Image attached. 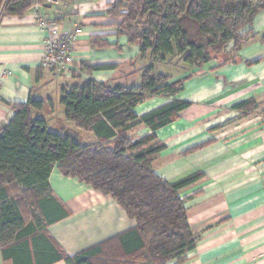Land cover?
I'll return each instance as SVG.
<instances>
[{
	"label": "trees",
	"instance_id": "obj_1",
	"mask_svg": "<svg viewBox=\"0 0 264 264\" xmlns=\"http://www.w3.org/2000/svg\"><path fill=\"white\" fill-rule=\"evenodd\" d=\"M31 0H0V16H22ZM264 0H125L106 12L119 19L116 35L138 47L147 61L138 86H110L92 79L65 85L59 106L63 123L51 127V99L32 93L25 103H7L13 115L0 126V250L12 264H183L197 238L179 192L201 173L168 183L151 168L165 149L155 133L179 119L191 103L177 99L188 74L174 80L159 64L201 69L213 60L233 62L251 35ZM91 39V47L107 48ZM94 67L92 70H103ZM156 97L171 101L138 116L135 109ZM252 102L235 106L248 114ZM150 133L133 139L138 126ZM78 131L90 140L78 142ZM200 145L184 154L195 152ZM112 198L135 221L132 230L69 256L51 243L47 228L69 216L49 189L53 168Z\"/></svg>",
	"mask_w": 264,
	"mask_h": 264
},
{
	"label": "crops",
	"instance_id": "obj_2",
	"mask_svg": "<svg viewBox=\"0 0 264 264\" xmlns=\"http://www.w3.org/2000/svg\"><path fill=\"white\" fill-rule=\"evenodd\" d=\"M115 1L57 0L56 5L42 6L38 13L31 9L22 16H0V126L13 115L7 103H25L30 93L55 104V114L49 116L52 127L63 122L59 99L65 85L89 79L110 86L140 84L142 69L148 62L138 59L137 46L116 35L120 20L106 15ZM41 20L53 27L42 29ZM75 28L82 29L74 45L80 73L68 77L42 69L49 31L61 34ZM250 29V37L233 62L218 59L191 70L159 64L176 69L174 73L159 71L156 66L173 81L188 74L176 98L191 106L179 113L177 121L155 133L165 149L151 168L168 183L203 175L200 181L179 192L188 225L197 238L195 249L183 264H264V11L255 17ZM93 37L111 46L93 48ZM94 67L107 69L92 70ZM170 101L151 98L135 112L141 116ZM247 101L252 102L248 114L235 110V106ZM64 126L70 127L68 123ZM149 133L141 125L131 137L139 139ZM200 145L203 148L184 154ZM48 183L54 199L69 216L50 225L47 234L50 242L69 256L136 225L112 198L76 179L63 177L56 167ZM0 264H12L11 259L4 260L1 250Z\"/></svg>",
	"mask_w": 264,
	"mask_h": 264
},
{
	"label": "built area",
	"instance_id": "obj_3",
	"mask_svg": "<svg viewBox=\"0 0 264 264\" xmlns=\"http://www.w3.org/2000/svg\"><path fill=\"white\" fill-rule=\"evenodd\" d=\"M32 10L38 13L42 6H53L57 0H31ZM40 26L44 30L53 27L52 24L41 20ZM82 34L81 28H75L66 33L49 31V36L45 41V48L41 61V68L49 71H58L68 77L80 73L81 64L74 54V45L78 37Z\"/></svg>",
	"mask_w": 264,
	"mask_h": 264
},
{
	"label": "rangeland",
	"instance_id": "obj_4",
	"mask_svg": "<svg viewBox=\"0 0 264 264\" xmlns=\"http://www.w3.org/2000/svg\"><path fill=\"white\" fill-rule=\"evenodd\" d=\"M183 68H185V67H183ZM183 68H181V70H183ZM157 69L159 70V71H164V72H170V71H172V73H174L175 72V70H172V68L171 67H164V66H159V65H157ZM178 70H180V69H178ZM180 70V71H181ZM56 123H58V124H63V125H65V123H63L62 121L61 122H56ZM70 125V124H69ZM71 126V125H70ZM72 127V126H71ZM77 140H78V142H80L81 144H86L87 142H90V141H92V139L90 140V137L86 134V133H81V132H79L78 133V137H77Z\"/></svg>",
	"mask_w": 264,
	"mask_h": 264
}]
</instances>
